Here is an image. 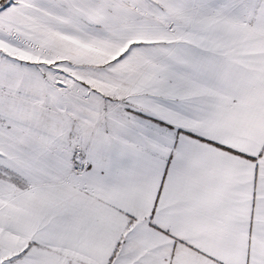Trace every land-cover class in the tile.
I'll list each match as a JSON object with an SVG mask.
<instances>
[{
    "label": "snow or ice",
    "instance_id": "obj_1",
    "mask_svg": "<svg viewBox=\"0 0 264 264\" xmlns=\"http://www.w3.org/2000/svg\"><path fill=\"white\" fill-rule=\"evenodd\" d=\"M0 264H264V0H0Z\"/></svg>",
    "mask_w": 264,
    "mask_h": 264
}]
</instances>
